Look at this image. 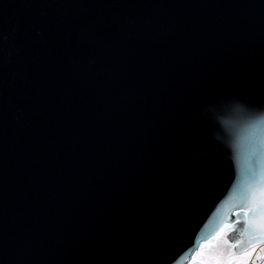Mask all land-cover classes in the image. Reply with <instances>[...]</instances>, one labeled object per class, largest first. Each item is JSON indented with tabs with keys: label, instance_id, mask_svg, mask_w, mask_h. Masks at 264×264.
<instances>
[{
	"label": "water",
	"instance_id": "obj_1",
	"mask_svg": "<svg viewBox=\"0 0 264 264\" xmlns=\"http://www.w3.org/2000/svg\"><path fill=\"white\" fill-rule=\"evenodd\" d=\"M250 97L264 0H0V264H185L243 219Z\"/></svg>",
	"mask_w": 264,
	"mask_h": 264
},
{
	"label": "snow or ice",
	"instance_id": "obj_2",
	"mask_svg": "<svg viewBox=\"0 0 264 264\" xmlns=\"http://www.w3.org/2000/svg\"><path fill=\"white\" fill-rule=\"evenodd\" d=\"M91 27L87 31H91ZM226 93L215 97L217 102L224 99ZM254 102L264 104V97ZM248 152L243 168V181L233 184V190L238 191L241 204L237 206L234 213L236 217L243 216V219H236L232 223H223L210 240L201 245V253L205 246L223 244L229 248L227 258L222 253H213L208 259L201 260L199 264H249V257L255 251L254 241L264 243V125L259 121L248 126L247 132ZM211 191V181L207 180L206 195ZM239 229L242 236L247 235L248 240L230 241V234ZM240 245L245 250L239 255L231 251ZM260 259L264 260V248L261 249ZM251 264H256L255 260Z\"/></svg>",
	"mask_w": 264,
	"mask_h": 264
},
{
	"label": "built area",
	"instance_id": "obj_3",
	"mask_svg": "<svg viewBox=\"0 0 264 264\" xmlns=\"http://www.w3.org/2000/svg\"><path fill=\"white\" fill-rule=\"evenodd\" d=\"M262 247H264V244L257 246L255 248V251L253 252L252 257L255 256L262 249ZM200 260H201L200 256L195 254L193 259L189 261L187 264H199Z\"/></svg>",
	"mask_w": 264,
	"mask_h": 264
},
{
	"label": "rangeland",
	"instance_id": "obj_4",
	"mask_svg": "<svg viewBox=\"0 0 264 264\" xmlns=\"http://www.w3.org/2000/svg\"><path fill=\"white\" fill-rule=\"evenodd\" d=\"M262 248H264V247H262ZM260 252H261V250L258 252V254L256 255V257L254 259H252V256L248 258L249 264H251L252 260H255L257 264H264V260L260 259Z\"/></svg>",
	"mask_w": 264,
	"mask_h": 264
},
{
	"label": "clouds",
	"instance_id": "obj_5",
	"mask_svg": "<svg viewBox=\"0 0 264 264\" xmlns=\"http://www.w3.org/2000/svg\"><path fill=\"white\" fill-rule=\"evenodd\" d=\"M259 119H264V113H261V116L259 117Z\"/></svg>",
	"mask_w": 264,
	"mask_h": 264
},
{
	"label": "flooded vegetation",
	"instance_id": "obj_6",
	"mask_svg": "<svg viewBox=\"0 0 264 264\" xmlns=\"http://www.w3.org/2000/svg\"><path fill=\"white\" fill-rule=\"evenodd\" d=\"M257 264V263H256Z\"/></svg>",
	"mask_w": 264,
	"mask_h": 264
}]
</instances>
